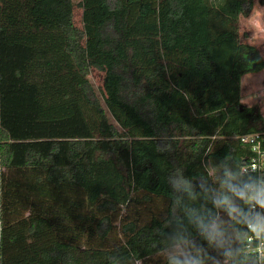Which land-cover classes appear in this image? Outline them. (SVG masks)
Returning <instances> with one entry per match:
<instances>
[{"label": "trees", "instance_id": "1", "mask_svg": "<svg viewBox=\"0 0 264 264\" xmlns=\"http://www.w3.org/2000/svg\"><path fill=\"white\" fill-rule=\"evenodd\" d=\"M89 2L92 34L75 24V0H0V264H166L176 232L204 247L206 264L222 262L191 218L228 220L213 203L217 174L242 171V137L264 131L255 107L237 102L230 131L208 112L225 81L264 69L223 17L253 1ZM44 27L75 77L49 103L35 71ZM137 55L152 67L142 72ZM93 70L105 73L103 98Z\"/></svg>", "mask_w": 264, "mask_h": 264}, {"label": "clouds", "instance_id": "2", "mask_svg": "<svg viewBox=\"0 0 264 264\" xmlns=\"http://www.w3.org/2000/svg\"><path fill=\"white\" fill-rule=\"evenodd\" d=\"M254 15L257 24L264 22V6L252 8L248 18ZM217 183L213 203L226 211L228 220L191 218L208 246L221 252L224 259L215 264H264V176L254 179L246 170L225 168ZM163 251L166 264H206L204 247L181 232L168 238Z\"/></svg>", "mask_w": 264, "mask_h": 264}, {"label": "rangeland", "instance_id": "3", "mask_svg": "<svg viewBox=\"0 0 264 264\" xmlns=\"http://www.w3.org/2000/svg\"><path fill=\"white\" fill-rule=\"evenodd\" d=\"M80 1L81 0H75V24L92 34L93 18L97 16V12L95 9H88L89 5H92L89 2L90 0L85 3V8L78 5L80 4ZM252 1L254 5L253 8H259L260 5L264 6V0ZM137 14L138 8L134 5L132 6L131 19ZM249 14H239L238 16H234V14L225 12L223 14V17L226 18L225 26L228 27L232 25L236 30L238 40L256 46L264 59V22L257 24L255 15L252 19H249ZM256 15H259V13ZM148 20L152 22L155 20V17L151 16ZM233 24H235L236 28ZM47 32L49 36L48 38ZM140 32L141 30L139 29L134 30L135 34H139ZM52 33L51 28H45L46 37H44V39H35L38 41V44H36L38 47V56L35 60L37 66L35 71L43 70V75L41 77L37 76L36 78L38 79L39 77L38 80H41V83L43 84L42 91L45 103L61 99L60 91L73 88L72 83L75 81V77H73L74 75H71L73 71L70 62L67 61V58L61 52L59 40ZM136 60L138 61L139 69L142 72L149 70L153 65L151 61L142 55H137ZM104 74V72L93 70L89 77L95 94L101 98H103L108 91L104 86ZM223 88H225L226 92L225 102L219 106L208 109L209 114L216 111L222 112L223 117L219 130L230 131V128L236 125V111L234 106L237 102L246 107H255L256 110L264 115V69L258 72L245 74L241 79L239 87L233 84L230 80H227L223 83ZM191 109V112L194 115H197L192 106ZM185 143H187V141L183 142V145H185ZM182 150L185 149L183 148Z\"/></svg>", "mask_w": 264, "mask_h": 264}, {"label": "built area", "instance_id": "4", "mask_svg": "<svg viewBox=\"0 0 264 264\" xmlns=\"http://www.w3.org/2000/svg\"><path fill=\"white\" fill-rule=\"evenodd\" d=\"M242 141L250 144L252 150V156L242 167V171L251 172L254 179L264 176V131L244 135Z\"/></svg>", "mask_w": 264, "mask_h": 264}, {"label": "crops", "instance_id": "5", "mask_svg": "<svg viewBox=\"0 0 264 264\" xmlns=\"http://www.w3.org/2000/svg\"><path fill=\"white\" fill-rule=\"evenodd\" d=\"M1 231H2V225H1V222H0V238H1Z\"/></svg>", "mask_w": 264, "mask_h": 264}]
</instances>
